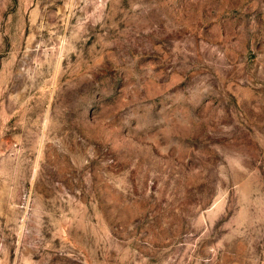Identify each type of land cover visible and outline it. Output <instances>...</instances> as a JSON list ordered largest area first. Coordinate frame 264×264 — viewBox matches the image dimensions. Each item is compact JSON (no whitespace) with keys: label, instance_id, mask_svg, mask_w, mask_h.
Masks as SVG:
<instances>
[{"label":"rangeland","instance_id":"374dc122","mask_svg":"<svg viewBox=\"0 0 264 264\" xmlns=\"http://www.w3.org/2000/svg\"><path fill=\"white\" fill-rule=\"evenodd\" d=\"M0 264H264V0H0Z\"/></svg>","mask_w":264,"mask_h":264}]
</instances>
